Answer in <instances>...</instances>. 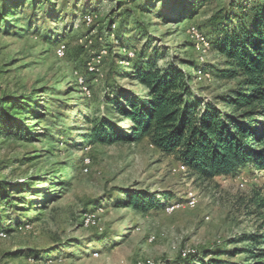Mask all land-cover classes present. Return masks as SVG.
<instances>
[{
    "label": "rangeland",
    "instance_id": "374dc122",
    "mask_svg": "<svg viewBox=\"0 0 264 264\" xmlns=\"http://www.w3.org/2000/svg\"><path fill=\"white\" fill-rule=\"evenodd\" d=\"M23 1L26 6L32 0ZM228 1L204 0L190 18L175 22L158 13H166V0H52L53 11L38 12V22L27 27L28 10L20 20H7L8 13L21 9L15 7L17 1L1 0L0 7L7 5L9 11L0 10V96L37 95L36 105L47 106L60 120L64 117L49 96L73 104L61 109L66 113L88 102L93 117L100 115L114 77L123 88L141 89L112 73V68L130 64L119 62L118 54L136 58L150 45L158 49L160 66L173 57L197 60L199 67L223 64L209 20ZM151 2L153 9H141ZM91 9L95 11L86 12ZM125 39L130 40L128 49L120 47ZM61 42H66L64 54L58 56ZM181 67L192 72V85L203 99L237 81ZM27 118L29 135L0 133V179H30L36 185L22 193L32 204L5 211L14 229L0 231V264H264V257L248 251L264 252V168L249 163L203 179L148 137L110 144L85 141L75 149L70 142L91 123L75 117L67 126L71 133L50 137L45 132L49 120ZM137 193L165 204L136 209L127 200ZM244 234L257 235L260 245L240 241Z\"/></svg>",
    "mask_w": 264,
    "mask_h": 264
},
{
    "label": "trees",
    "instance_id": "16d2710c",
    "mask_svg": "<svg viewBox=\"0 0 264 264\" xmlns=\"http://www.w3.org/2000/svg\"><path fill=\"white\" fill-rule=\"evenodd\" d=\"M5 1L11 4L17 1L15 7L21 9L18 13H8L7 5H1V13H8L7 20L12 21V17L20 20L22 12L28 10L27 27L38 22V12L48 13L54 8L52 0H32L26 6L23 0ZM168 1L166 3L170 6L165 9L166 13L162 14L160 9L159 15L179 22L190 18L204 0ZM148 4L141 9L155 7L152 2ZM209 21L214 26L213 47L224 58L223 64L207 62L199 67L197 60L173 57L160 66L156 62L160 57L158 49L150 45L142 48L136 58L125 54L126 59H123L124 55L118 54L119 62L127 60L130 64L112 68V73L136 82L141 86L140 90L123 88L114 82V77L104 93L100 115L95 116L94 113L93 117L88 102H83L84 106L74 113H66L61 109L70 110L73 104L67 106L70 102L66 98L49 96L52 104H58L64 120L49 113L47 106H37V95L10 93L0 96V133L29 135V124L24 122L29 117L27 119L49 120L51 126H45V132L50 137L57 133L68 135L71 133L67 127L69 123L74 121L73 118L81 117L91 123V127L70 142L75 149H82L85 141L110 144L116 141L136 142L148 137L152 145L172 155L190 170L191 175L199 178L228 174L249 163L264 168V0H229ZM58 36L61 37L57 35L55 38ZM129 41L125 39L120 47L128 49L131 47ZM148 49L151 52L146 54ZM184 64L191 69H202L215 79L237 81L211 98L203 99L192 85V72L181 67ZM66 169L68 167L63 170ZM35 187L30 179L21 182L0 179V231L7 234L14 229L9 224L13 218L5 211H13L25 203L32 204L22 193ZM50 196L54 197V194ZM127 203L140 210L160 208L165 204L146 193L129 196ZM244 240H249L255 247L262 241L254 234H244L240 241ZM248 251L264 257V252H255L254 248ZM196 264L243 263L209 260Z\"/></svg>",
    "mask_w": 264,
    "mask_h": 264
},
{
    "label": "bare ground",
    "instance_id": "6f19581e",
    "mask_svg": "<svg viewBox=\"0 0 264 264\" xmlns=\"http://www.w3.org/2000/svg\"><path fill=\"white\" fill-rule=\"evenodd\" d=\"M197 36L201 38V41L205 40V38H204V36L202 34H201V36H199V34H197ZM59 44H62V48H60ZM59 44H58V46L56 48V52H57L58 56H62L64 54L65 43L61 42ZM191 203L193 204V202H191ZM168 210L171 211L172 207L168 208Z\"/></svg>",
    "mask_w": 264,
    "mask_h": 264
},
{
    "label": "built area",
    "instance_id": "2783aa9c",
    "mask_svg": "<svg viewBox=\"0 0 264 264\" xmlns=\"http://www.w3.org/2000/svg\"><path fill=\"white\" fill-rule=\"evenodd\" d=\"M91 19V18H90ZM90 19H88V20H90ZM59 46H60V48H62V44H59Z\"/></svg>",
    "mask_w": 264,
    "mask_h": 264
}]
</instances>
